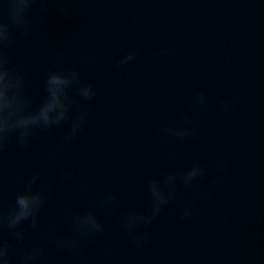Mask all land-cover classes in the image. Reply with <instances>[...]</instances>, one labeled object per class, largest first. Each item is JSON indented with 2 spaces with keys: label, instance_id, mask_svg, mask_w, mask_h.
I'll return each mask as SVG.
<instances>
[{
  "label": "clouds",
  "instance_id": "obj_1",
  "mask_svg": "<svg viewBox=\"0 0 264 264\" xmlns=\"http://www.w3.org/2000/svg\"><path fill=\"white\" fill-rule=\"evenodd\" d=\"M77 0H0V159L11 140L20 150H27L38 131L51 130L67 125L59 144L49 153L53 158L63 147L73 144L83 133L90 119L89 110L83 102H91L97 95L94 82L83 78L76 67L62 69L53 65L44 81V96L37 104L31 92V81L23 67L14 62L11 49L18 41L29 37L36 25L34 9L40 6L47 11L49 4L59 5L61 19H74L79 9L72 5ZM174 54V49L160 47L153 50V56L167 57ZM140 53L133 49L122 55L119 66L135 63ZM92 55H85L81 63L90 64ZM211 97L205 90L195 93L187 109L175 117L176 124H164L158 129L164 138H173L178 143L198 137L202 128L191 113L208 105ZM220 112L230 114L235 105L231 97L218 101ZM226 161L217 160L210 166L207 161L194 160L190 166L170 169L158 177L149 178L145 188L148 197L146 209L117 212L119 195L105 192L99 195L100 208L117 213L116 222L126 234L124 247L128 250H141L153 239L151 226L162 211L177 199L178 193H193L197 183L214 173L212 182L219 183L228 174ZM74 176L72 168L61 170L60 178L70 183ZM42 173L39 168L25 180L21 191L14 200L3 199V176L0 169V264H42L47 255L44 244L23 247L18 257L14 250L24 245L30 232H39L40 213L48 200L51 184L41 186ZM211 199L213 193L203 194ZM200 196L193 195L185 199L177 210L179 222L191 221L196 213ZM70 231L65 235L50 234L47 243L57 253L75 258H86L85 244L106 231V225L96 208H87L69 214Z\"/></svg>",
  "mask_w": 264,
  "mask_h": 264
}]
</instances>
